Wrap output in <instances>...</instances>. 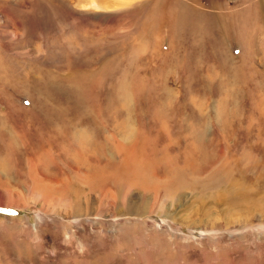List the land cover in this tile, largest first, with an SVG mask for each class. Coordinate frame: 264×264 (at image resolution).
I'll use <instances>...</instances> for the list:
<instances>
[{
    "label": "rangeland",
    "instance_id": "1",
    "mask_svg": "<svg viewBox=\"0 0 264 264\" xmlns=\"http://www.w3.org/2000/svg\"><path fill=\"white\" fill-rule=\"evenodd\" d=\"M254 6L0 0V264H264Z\"/></svg>",
    "mask_w": 264,
    "mask_h": 264
},
{
    "label": "bare ground",
    "instance_id": "2",
    "mask_svg": "<svg viewBox=\"0 0 264 264\" xmlns=\"http://www.w3.org/2000/svg\"><path fill=\"white\" fill-rule=\"evenodd\" d=\"M250 2V1H249ZM261 2V0H254V4H255V6H254V8L251 10V12L254 14V11L256 12V13H258V15L260 14V16L262 17V22L264 23V9L263 8H261V7H259V3ZM190 8H192L190 11H191V15L193 16V10H195V9H197L196 10V13L198 14H200L201 15V17H205V15L206 14H208V15H211L210 14V11H207V10H205V9H203V8H201V7H199V9H198V7L196 8V7H194V6H192V5H188V8L187 9H190ZM249 11V10H248ZM247 11V12H248ZM250 12V13H251ZM195 15V14H194ZM211 17V16H210ZM260 20V19H259Z\"/></svg>",
    "mask_w": 264,
    "mask_h": 264
}]
</instances>
